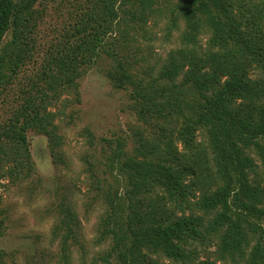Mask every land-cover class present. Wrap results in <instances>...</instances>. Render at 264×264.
I'll return each instance as SVG.
<instances>
[{"label":"trees","instance_id":"obj_1","mask_svg":"<svg viewBox=\"0 0 264 264\" xmlns=\"http://www.w3.org/2000/svg\"><path fill=\"white\" fill-rule=\"evenodd\" d=\"M151 1L0 0V97L8 112L0 180L30 175L29 130L44 134L52 160H61L55 122L80 101L85 68L104 58L106 77L127 91L148 131L135 133L131 153L123 138L100 140L106 165L122 176L96 185L107 203L100 239H112L103 263L156 264L149 257L156 254L179 264H264V0L179 1L181 46L156 73L141 75L128 52V23L142 20ZM50 2L62 22L43 44ZM202 31L210 33L205 50ZM257 69L263 77L251 76ZM61 213L56 228L66 251L76 217L71 207ZM4 217L0 209V233ZM207 240L215 250L200 252Z\"/></svg>","mask_w":264,"mask_h":264},{"label":"rangeland","instance_id":"obj_2","mask_svg":"<svg viewBox=\"0 0 264 264\" xmlns=\"http://www.w3.org/2000/svg\"><path fill=\"white\" fill-rule=\"evenodd\" d=\"M179 1L152 0L142 20L135 23L136 19H129L127 48L136 63L134 71L145 75L153 67L156 73L169 52L181 46L185 22L178 13ZM61 22L50 2L39 27L41 43L55 36L54 28ZM209 36L207 31L200 32L201 49H206ZM10 37L11 30L4 40ZM109 62L100 58L85 68L78 79L80 101L69 106L55 122L63 143L61 160H52L44 134L29 130L33 166L30 175L22 180H0V209L6 216L0 233V264H104L101 256L111 247L112 239L109 235L100 239L107 203L96 185L115 183L114 176H122L117 167L106 165L100 140L123 138L125 150L131 153L137 144L135 133L148 131L131 109L127 91L114 88L106 77L104 70ZM261 74L258 69L251 72L253 78L263 77ZM13 94L10 86L4 100H10ZM1 100L0 97V124L8 116ZM197 140L206 143L207 138L198 133ZM177 147L181 148L180 143ZM119 190L124 192L123 187ZM62 207H71L76 217V237L68 240L66 251L61 246L64 232L56 228L63 215ZM198 249L212 252L215 245L207 240ZM149 257L156 264H179L162 255ZM218 264L230 262L220 260Z\"/></svg>","mask_w":264,"mask_h":264}]
</instances>
